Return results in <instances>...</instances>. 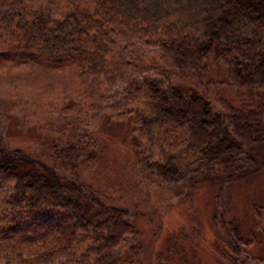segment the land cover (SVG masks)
I'll return each mask as SVG.
<instances>
[{"label": "trees", "instance_id": "16d2710c", "mask_svg": "<svg viewBox=\"0 0 264 264\" xmlns=\"http://www.w3.org/2000/svg\"><path fill=\"white\" fill-rule=\"evenodd\" d=\"M143 50L158 60L146 65ZM214 58L238 93V106L226 112L194 87L207 86ZM5 62L70 67L98 91L101 81L116 87L139 71L141 80L125 83V102L101 115V131L112 126L102 133H127L136 163L173 186L176 204L211 190L210 222L225 264H264L249 250L259 234L264 240V203L246 236L224 201L237 181L264 171V0H0ZM2 134L0 264H143L139 210L82 175L91 154L106 148L95 131L72 143L53 140L46 151L13 148ZM153 214L147 228L157 240L162 215ZM181 234L164 236L163 264L182 259Z\"/></svg>", "mask_w": 264, "mask_h": 264}, {"label": "rangeland", "instance_id": "374dc122", "mask_svg": "<svg viewBox=\"0 0 264 264\" xmlns=\"http://www.w3.org/2000/svg\"><path fill=\"white\" fill-rule=\"evenodd\" d=\"M141 53L146 65L158 60L155 51L143 50ZM137 76L138 81L143 78L139 71L132 70L124 82L112 88H107L101 81V90L98 91L96 89L99 87L94 89L91 86L95 83L85 82L86 78L79 77L78 71L70 67L51 68L40 64L5 62L0 65V133H4L5 142L13 148L46 151L53 140L60 139L63 144L72 143L83 138L85 133L95 131L99 138L98 146L105 144L106 148L99 155L91 154L94 163L85 164L82 175L99 190L139 210V227L145 231L142 242L145 256L143 264H163L166 258L160 252L166 249L164 236L172 234V231L178 233L179 230L182 232V244L186 246L182 251V259L173 260L170 264H225L210 222L214 204L211 190L207 188L200 191L202 197L188 204H176L181 202L167 188L173 186L160 185L141 169V164L136 163V153L128 144L127 133L123 135V132H115L116 136L113 129L110 131L112 134L102 133L112 128L109 125H105V131H101V115L125 102V83ZM227 78L225 67L214 58L209 63L207 86L195 84L194 87L205 94L217 110L226 112L238 106V93L226 84ZM173 83L192 86L190 81L179 77H175ZM130 121L133 124L136 118ZM101 137L105 139L101 140ZM84 142L88 148V143ZM258 154L264 160V152L259 151ZM224 201H227L231 213L241 223L245 222L243 230L247 236L252 227L255 206L264 203V171L260 175L237 181L230 187ZM156 209L159 217L162 215L163 232L157 236V240L156 237L152 240L147 222L155 220V217L146 219V215H154ZM195 230L199 234L196 235ZM257 242L249 250L251 255L262 258L264 246L261 243L264 240L260 234ZM172 252H177V247ZM156 253H160L161 257Z\"/></svg>", "mask_w": 264, "mask_h": 264}]
</instances>
